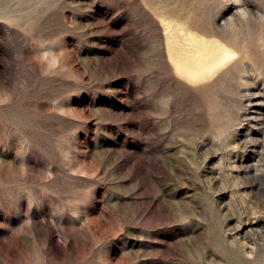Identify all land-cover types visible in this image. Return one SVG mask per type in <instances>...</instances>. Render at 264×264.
<instances>
[{
	"label": "rangeland",
	"instance_id": "1",
	"mask_svg": "<svg viewBox=\"0 0 264 264\" xmlns=\"http://www.w3.org/2000/svg\"><path fill=\"white\" fill-rule=\"evenodd\" d=\"M255 142L264 0H0V264H264Z\"/></svg>",
	"mask_w": 264,
	"mask_h": 264
},
{
	"label": "bare ground",
	"instance_id": "2",
	"mask_svg": "<svg viewBox=\"0 0 264 264\" xmlns=\"http://www.w3.org/2000/svg\"><path fill=\"white\" fill-rule=\"evenodd\" d=\"M165 30H167V28ZM171 40L172 39H170V36L167 35V44H166L167 48L166 49H167L168 58L171 60V62L175 66V70L179 74L183 75L184 77L190 80H194V79L209 75L214 70H216V68H218L219 66L221 67V65H223L226 61H228L229 59H231L232 57L236 55V52L234 51V49L232 50L224 43L219 42L217 40H208L205 37H192L193 46H194V49L192 50L183 49L177 46L176 44H174ZM250 117H252L253 119V116H250ZM253 145L255 149H257V147L259 146L260 148H262L264 147V142H261V143L255 142ZM261 153H262V150H261ZM260 155L264 156V152ZM258 160H260V158ZM240 228L245 229L246 226L244 225V226H241ZM250 228L251 227H249V230Z\"/></svg>",
	"mask_w": 264,
	"mask_h": 264
}]
</instances>
